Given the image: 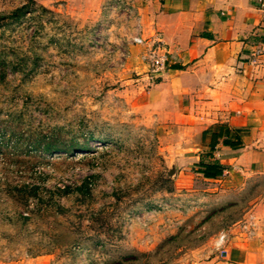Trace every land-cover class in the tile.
<instances>
[{"label": "rangeland", "instance_id": "374dc122", "mask_svg": "<svg viewBox=\"0 0 264 264\" xmlns=\"http://www.w3.org/2000/svg\"><path fill=\"white\" fill-rule=\"evenodd\" d=\"M47 3L0 0V264L210 260L264 177L183 186L187 133L166 100H148L162 75L133 39L163 44L143 32L139 0ZM42 138L74 150L49 153Z\"/></svg>", "mask_w": 264, "mask_h": 264}, {"label": "crops", "instance_id": "0c3cea01", "mask_svg": "<svg viewBox=\"0 0 264 264\" xmlns=\"http://www.w3.org/2000/svg\"><path fill=\"white\" fill-rule=\"evenodd\" d=\"M139 1L143 32L175 56L147 96L150 103L166 100L186 129L179 156L189 168L180 174L183 186L196 178L245 186L264 177V6L258 0ZM221 125L229 135L223 133L208 159L224 169L204 178L196 172L197 163ZM260 192L243 216L255 217L254 234L239 232L240 220L233 223L235 237L226 238L220 253L203 264H264V187Z\"/></svg>", "mask_w": 264, "mask_h": 264}, {"label": "trees", "instance_id": "16d2710c", "mask_svg": "<svg viewBox=\"0 0 264 264\" xmlns=\"http://www.w3.org/2000/svg\"><path fill=\"white\" fill-rule=\"evenodd\" d=\"M27 12V6L22 5L19 8L14 9L8 17H14L19 18L22 14ZM6 16L2 15L0 16V25L1 21L5 19ZM223 133L229 135V129L226 126L221 125L217 131H214L210 135V148L208 151L202 153V156L200 157V160L198 161V169L196 172L200 173L204 178H215L222 174L224 166L219 163V161L215 159H208V157H212L213 148L215 144H217L218 139L223 135ZM37 145H42V149L44 151H47L49 153H54L56 151H63L66 153H70L74 148L72 145H66L63 143H58L55 139H48L45 140V138L39 139L36 142ZM229 144H233V142H230ZM237 144V143H234ZM84 146H79L78 149H82ZM206 157V158H205ZM163 182H169L170 178H162Z\"/></svg>", "mask_w": 264, "mask_h": 264}, {"label": "built area", "instance_id": "2783aa9c", "mask_svg": "<svg viewBox=\"0 0 264 264\" xmlns=\"http://www.w3.org/2000/svg\"><path fill=\"white\" fill-rule=\"evenodd\" d=\"M258 1L260 5L264 6V0H258ZM133 41L137 45L143 46L142 50L140 51L139 58L141 62L145 64L147 72L151 73L152 76H157L162 74L167 69L170 62L175 60V56L173 55V53L170 52L164 46H160V48L162 49L160 51L159 46L155 48L153 47V44L145 43V39L140 36L134 37ZM259 53L260 51L257 50L256 54ZM255 221L256 219L252 214H247L237 224L239 232L246 234V236L253 235L256 227ZM226 235L227 234L223 232L219 236V241L223 242L227 238Z\"/></svg>", "mask_w": 264, "mask_h": 264}, {"label": "water", "instance_id": "95a60500", "mask_svg": "<svg viewBox=\"0 0 264 264\" xmlns=\"http://www.w3.org/2000/svg\"><path fill=\"white\" fill-rule=\"evenodd\" d=\"M175 172H176V167H175V164L172 163L171 166L167 169L164 177L165 178H171L175 175Z\"/></svg>", "mask_w": 264, "mask_h": 264}]
</instances>
